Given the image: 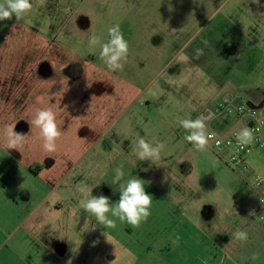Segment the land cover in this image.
<instances>
[{"label":"rangeland","instance_id":"obj_1","mask_svg":"<svg viewBox=\"0 0 264 264\" xmlns=\"http://www.w3.org/2000/svg\"><path fill=\"white\" fill-rule=\"evenodd\" d=\"M30 2L31 11L19 21L15 16L0 21V76H18L15 90L25 85L41 91V109H51L56 114L61 135L72 136L73 170L79 171L85 164L101 170L113 168L117 164L113 161L114 155H136L140 138L152 146L163 144L160 151L163 155L194 153L198 155L194 164L183 163L186 166L182 171L184 183L180 182V194L174 200L185 204L187 216L196 219L201 231L217 234L219 244L223 243L220 233L237 232V229L245 232L246 240L234 239V250L244 252L251 264H264L261 237L264 227L260 219L264 207L259 202L260 189L255 185L256 178L264 181V147L245 157L246 168L230 166L228 150L215 147L211 140L206 149L197 150L185 140L188 132L179 121L198 118L188 109L200 103L190 96L189 92H193L190 84L187 82V88L184 87L186 81L175 75L178 70H185V76H192L188 60H193L200 66L202 76L215 72L217 76L235 77L234 86L226 87L224 94L237 97L234 103L230 102L232 107L247 100L263 99L264 28L256 23L260 18L249 15L252 0ZM230 10L248 12L244 17L229 19L239 27L251 26L244 28L242 34L251 39L255 49L249 45L244 50H236L231 42L219 45L205 38L213 24V13L220 12L221 16ZM116 24L129 49L126 61H122L123 70L111 71L100 58V51L101 45L109 40L108 29ZM93 34L99 43L90 46L89 38ZM261 53L263 57L255 66L244 63L247 58L243 55H252L256 61ZM23 76H35V79L25 80ZM208 86H203V96L210 90ZM224 95L210 98V106L222 103ZM33 98L25 97L29 108H34ZM182 107L186 112H181ZM217 113L214 119L204 121L206 132H214L216 138L226 139L244 129L247 117ZM7 118L17 121L11 130L27 134L34 111H0V121ZM67 124L70 129H66ZM97 153L104 156L102 162L98 161ZM151 163L160 167L166 163L167 167L176 166L173 162L137 161L133 168L142 172ZM36 167L31 171L35 172ZM170 180L177 181L173 176ZM166 203L152 199L150 213L155 223L148 225L144 232L153 229L162 233ZM240 220L248 224L241 225ZM120 228L123 236L134 230L127 222H122ZM141 246L145 248L144 242L138 248Z\"/></svg>","mask_w":264,"mask_h":264},{"label":"crops","instance_id":"obj_2","mask_svg":"<svg viewBox=\"0 0 264 264\" xmlns=\"http://www.w3.org/2000/svg\"><path fill=\"white\" fill-rule=\"evenodd\" d=\"M261 1V5H264V0ZM255 6H250L249 15L260 18L256 23L264 28V6ZM219 13H213V24L205 37L210 43L221 45L223 42H231L236 50H244L252 45L251 39L242 34L244 28L251 26L247 24L246 27H239L229 19L244 17L248 12L230 10L221 13V16ZM252 48L255 49L253 45ZM263 54L256 61L252 55H243L247 58L244 63L255 66ZM188 61L191 62L190 74L193 75L185 76V70H178L175 75L183 77L186 81L184 87L187 88V82L190 84L193 92L190 91L189 94L200 105L187 109L204 121L214 119L218 116L217 105L211 107L210 98L224 95L226 87L234 86L235 77L217 76L215 72L202 76L200 66L193 60ZM215 64L217 61L213 65ZM196 73H200V76H194ZM23 77L25 80L35 79V76ZM17 78L18 76H0V99L4 98L0 101V111L33 110L35 118L37 111L41 110V91L25 85L17 90L13 89ZM9 81L13 83L9 84ZM204 85L210 87L205 96ZM26 96L34 97V108H29L26 104ZM236 98L234 95H224L223 101L234 103ZM263 100L264 98L257 102H246L258 105ZM181 112H186V108L182 107ZM94 117L96 119L100 116ZM88 122L81 121L83 124ZM16 123L15 119L10 121L8 118L7 121H0V264H251L244 252L234 250L236 231L220 233L223 243L219 244L217 234L201 231L196 219L187 216L185 204L174 200L180 194V182L184 183L185 175L182 171L186 166L183 163H193L198 155L184 152H168L165 155L160 153V158L151 162H173L176 166L167 167L166 163L165 167L163 164L160 167L151 163L152 166L148 165L149 168L141 172L138 168H133L134 162L139 161L136 155L117 154L113 161H117L118 165H112L113 168L101 170L88 168L85 164L79 171H75L72 136L61 135L56 141L55 150L49 152L43 147L40 129L33 125L18 149H8V134ZM70 128V124H67L66 129ZM96 157L101 162L104 159L99 153ZM119 165H123L124 180L139 177L144 180L146 192L153 196V200L157 198L162 199V202L167 201L162 233L153 232V229H146L144 232L148 225L155 223L153 214L138 226L129 224L134 229L133 233L123 236L120 228L122 221L117 217L109 213L114 226L100 225L94 216L80 207V201L91 195H105L112 203L119 200V184L112 183L114 169ZM33 166H37L35 172L31 171ZM170 176L177 181H171ZM152 208L151 204L150 210ZM240 224L248 223L240 220ZM104 232L109 242L102 235ZM257 235H260L259 232ZM261 237L264 242V236ZM143 242L145 248H138Z\"/></svg>","mask_w":264,"mask_h":264},{"label":"clouds","instance_id":"obj_3","mask_svg":"<svg viewBox=\"0 0 264 264\" xmlns=\"http://www.w3.org/2000/svg\"><path fill=\"white\" fill-rule=\"evenodd\" d=\"M252 2L258 6H264L260 4V0H252ZM31 9L32 3L30 0H3V2H0V21L12 19L13 16L19 21ZM108 34L109 40L101 45L100 58L109 70H123L122 61L127 59L128 42L124 39L119 24L110 27ZM97 43H99V38L95 34L90 36L89 45L94 46ZM179 123L188 132L185 140L193 144L197 150L206 149L209 140L215 136L214 132H206L203 118L198 117L195 120L181 119ZM33 125L40 129L44 149L49 152L54 151L56 141L61 136V131L56 123V114L51 109L38 110L35 118L30 122V126ZM25 135L11 130L7 138V148L18 149L23 143ZM251 139L252 134L247 128L237 135V140L242 144L250 142ZM217 143L219 144V141ZM162 148L163 144L156 143L152 146L145 139L140 138L136 148L137 159L139 161L158 160ZM114 173L112 183L119 184V200L112 203L109 197L105 195H91L90 198L80 201V207L94 216L100 225L114 226V220L109 218L108 215L111 213L113 217H117L122 222L138 226L142 220H146L151 214L150 208L153 196L146 192L144 180L141 178L130 177L124 180L123 165L117 166ZM102 235L108 241L105 232ZM234 235L238 240L247 239V234L243 231L238 230Z\"/></svg>","mask_w":264,"mask_h":264},{"label":"built area","instance_id":"obj_4","mask_svg":"<svg viewBox=\"0 0 264 264\" xmlns=\"http://www.w3.org/2000/svg\"><path fill=\"white\" fill-rule=\"evenodd\" d=\"M217 111L221 114L247 117L244 129L247 128L252 134L250 142L243 144L239 142L237 140L239 133H233L226 139L216 138L215 136L211 139L215 147H225L228 150L227 163L230 166L246 168L245 157L254 150L264 147V100L259 109H250L245 104L232 107L229 101H223L218 104ZM218 141L219 144L217 143ZM255 185L260 189L259 202L261 205H264V181L262 178H256ZM261 222L264 226V215L261 216Z\"/></svg>","mask_w":264,"mask_h":264},{"label":"water","instance_id":"obj_5","mask_svg":"<svg viewBox=\"0 0 264 264\" xmlns=\"http://www.w3.org/2000/svg\"><path fill=\"white\" fill-rule=\"evenodd\" d=\"M245 105L250 109H259L262 105V102H260L258 105H254L251 102H246Z\"/></svg>","mask_w":264,"mask_h":264}]
</instances>
